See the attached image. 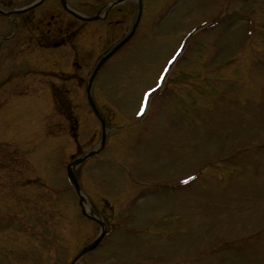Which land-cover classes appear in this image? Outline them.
Instances as JSON below:
<instances>
[{
    "label": "rangeland",
    "instance_id": "374dc122",
    "mask_svg": "<svg viewBox=\"0 0 264 264\" xmlns=\"http://www.w3.org/2000/svg\"><path fill=\"white\" fill-rule=\"evenodd\" d=\"M8 21L0 16V35L12 31ZM95 27L82 36L92 40L88 58L102 46ZM12 42L0 39V51H14ZM107 65L91 87L106 115L104 147L75 173L108 226L76 264H264V0H145L138 31ZM88 73L67 82L66 115L40 85L26 90L0 74V213L19 207L33 224L0 220V264H69L98 232L64 176L70 156L101 135ZM214 160L226 161L198 169ZM137 176L190 181L171 188L134 184Z\"/></svg>",
    "mask_w": 264,
    "mask_h": 264
},
{
    "label": "flooded vegetation",
    "instance_id": "af4514ba",
    "mask_svg": "<svg viewBox=\"0 0 264 264\" xmlns=\"http://www.w3.org/2000/svg\"><path fill=\"white\" fill-rule=\"evenodd\" d=\"M28 1H32V0H21V3H26ZM116 11L118 14H121V16H124L125 14L129 13V6H126V7L123 6L122 8L117 7ZM65 17L66 19L65 18L57 19L55 18L54 15H50L49 19L47 20V26L57 25L56 28L58 29V31H60L59 35L55 37L51 42L53 47L60 48V49L68 48L73 53L74 50H76L80 46L79 41H76V40L78 36H80V33L82 31V21L77 20L73 17H70L67 14H65ZM111 21H113V24H116L119 22V18L118 19L115 18L113 13H110L107 19V22H111ZM26 24H27V27H29L28 35L26 37L20 34V31H19L20 28H18V26L16 25V30L18 29V34H13L12 37L16 39V42L18 43L23 41L24 39L28 40V38L31 36V30L33 26L36 25L33 15L27 13L26 17L22 18L19 21L20 27H23ZM36 26H39V24H37ZM28 61L30 62V59H28Z\"/></svg>",
    "mask_w": 264,
    "mask_h": 264
},
{
    "label": "water",
    "instance_id": "95a60500",
    "mask_svg": "<svg viewBox=\"0 0 264 264\" xmlns=\"http://www.w3.org/2000/svg\"><path fill=\"white\" fill-rule=\"evenodd\" d=\"M83 18V17H82ZM83 19H91V17H84ZM135 25V24H134ZM134 25L132 26V30L127 34V36H125L121 41H119L114 47H112V49L110 50V52L108 54H106L105 56H103L99 61L98 63L96 64L94 70H93V73L92 75L90 76L89 78V82L90 80L92 79L93 75L95 74L97 68L100 66V64L102 63V61L104 60V58L109 55L110 53H112L115 49H117L131 34H132V31L134 29ZM87 94H88V87H87ZM88 100H89V103L93 109V111L97 114V116L100 118L101 120V124L103 125V119L100 117L95 105L93 104L92 100L90 99V96L88 94ZM95 152V150H90L89 152H87L86 154H84L83 156H81L80 158L74 160L73 162H71L68 166H67V169H66V172H67V175H68V178L69 180L71 181L74 189L78 192V185L76 183V180H75V177H74V174H73V171H72V166L75 165L76 163L80 162L81 160H83L84 158H86L87 156H89L90 154H93ZM81 199V197H80ZM84 213H86L84 210H83ZM100 225H101V232L99 233V235L96 236V238L91 241L90 243H88L87 245L83 246L79 252L76 254V256L73 258V260L71 261V264H73L77 259L78 257H80L83 253H85L87 250H90L92 249L96 243L99 241V239L101 238L102 234H103V225L101 223L100 220H97Z\"/></svg>",
    "mask_w": 264,
    "mask_h": 264
},
{
    "label": "snow or ice",
    "instance_id": "6c2138e0",
    "mask_svg": "<svg viewBox=\"0 0 264 264\" xmlns=\"http://www.w3.org/2000/svg\"><path fill=\"white\" fill-rule=\"evenodd\" d=\"M149 91H151V89H150ZM145 95H147V93H145ZM138 114H139V113H138Z\"/></svg>",
    "mask_w": 264,
    "mask_h": 264
}]
</instances>
